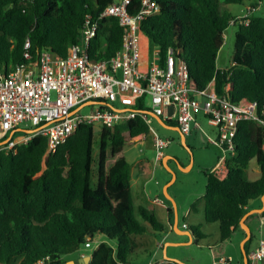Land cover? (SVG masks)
Instances as JSON below:
<instances>
[{"label":"trees","instance_id":"obj_1","mask_svg":"<svg viewBox=\"0 0 264 264\" xmlns=\"http://www.w3.org/2000/svg\"><path fill=\"white\" fill-rule=\"evenodd\" d=\"M120 1L0 0V68L7 73L23 64L25 52L31 54V62L44 50L69 56L71 47L81 41L85 19L97 18ZM245 1L250 0H156L159 12L141 25L162 60L170 47L180 50L192 92L214 81L219 95L230 84L233 102L257 104L259 121L243 120L238 125L227 177L219 180L205 173L204 218L218 225L220 235L217 246L209 248L212 263L222 260V244L241 228L249 204L264 197V16L255 15L261 0L251 5L255 11L248 22L236 25L232 65L217 67L224 33L236 19L225 5ZM133 5L129 10L137 12L139 0ZM122 37L116 18L100 20L86 50L89 59H111L121 49ZM133 109L148 111L142 100ZM150 134L143 118L136 116L114 128H102L97 143L93 125L80 124L45 161L48 140L44 136L18 145L16 153L0 152V264H67L63 256L96 241L89 264H131L132 235L165 231L155 213L143 206L137 207V213L149 227L136 218L131 165L123 153L128 138ZM251 169L260 171L257 178L248 177ZM193 209L197 210L196 203ZM167 215L171 223V208ZM187 230L196 244L207 238L199 227Z\"/></svg>","mask_w":264,"mask_h":264},{"label":"built area","instance_id":"obj_2","mask_svg":"<svg viewBox=\"0 0 264 264\" xmlns=\"http://www.w3.org/2000/svg\"><path fill=\"white\" fill-rule=\"evenodd\" d=\"M133 1L112 3L97 18L87 17L81 41L71 47L69 56L44 50L31 62V54L25 52L23 64L7 73L0 68V152L16 153L18 145L44 136L48 140L45 161L75 134L80 124H91L94 130L98 126L101 131L140 116L150 127L151 115L133 109L142 100L149 112L164 122H175L184 136L199 128L198 116H203L217 131L215 138L208 136V143L221 152L210 174L219 180L227 177V156L235 154L238 125L243 120L259 121L257 104L246 100L233 102L229 96L230 84L224 88V94L219 95L214 81L204 90L192 92L188 88V66L180 58V50L172 47L164 60L159 48L153 47L146 68H141L144 34L141 25L156 15L159 7L156 0H139L137 12H131ZM254 11L247 8L230 26L246 24ZM107 17L116 18L123 28L121 49L109 60L91 61L86 50L100 20ZM25 48H30L29 41ZM147 97L151 107L146 105ZM86 108L90 111L84 112ZM24 123H30L31 128L22 130ZM169 144V140L155 137L159 162L164 158L163 149ZM155 203L163 205L159 199ZM91 247L92 244L87 243L85 248ZM263 261L264 236L258 247L248 253L247 264Z\"/></svg>","mask_w":264,"mask_h":264},{"label":"rangeland","instance_id":"obj_3","mask_svg":"<svg viewBox=\"0 0 264 264\" xmlns=\"http://www.w3.org/2000/svg\"><path fill=\"white\" fill-rule=\"evenodd\" d=\"M255 2L257 0L245 1L240 5H225V7L234 17H239L245 14L247 8L251 7ZM257 7L258 10L255 15L264 16V0L258 2ZM236 32V26H229L224 33V44L217 58V67L219 69H226L233 63ZM146 105L151 107V100L148 97L146 98ZM94 108H97V106ZM83 111L89 112L90 109L86 108ZM150 119L152 126L159 124L152 116H150ZM199 123L201 124V128L199 127L192 131L191 135L185 136L184 141L182 140V135L173 126L167 128L159 124L162 129L158 137L162 140L170 141L168 147L164 148L163 151L171 159L166 164L164 161L158 164L154 172V179L146 184L145 187L148 191L146 203L153 204L156 198H159L167 207L171 208L173 211L172 228L167 223V212L163 211V209H158L155 215H157L158 221L164 225L165 231L152 232L142 237L132 235L131 245L133 252L130 254L131 264H153L159 260H176L183 264H212L209 245L215 247L218 244V225L206 223L202 208L199 211H194L193 205L196 203L197 208H199V205H202V196L207 184L205 173H209L215 164H217L221 153L217 147L209 145L207 141L208 136L215 138V129L209 126L203 118H199ZM30 128V123L21 125L22 130ZM94 133L97 143L100 133L98 126L95 128ZM131 144L124 145L125 154L128 159L133 160L139 155L148 159L151 164L155 163L157 157L155 151L149 150L144 145L140 146L138 142L135 148ZM140 149H142V153H140ZM97 156L98 146L95 145V159H97ZM227 157L228 159L230 158V156ZM94 170L95 174H97V164H94ZM249 175L252 177V172ZM144 183L145 180L142 181V187ZM139 203L137 200L134 210L135 216L142 225L149 227L137 213ZM184 223L199 227L207 238L196 244L190 235L191 233L185 228ZM258 224L259 220L257 219L256 226ZM239 230H241V233L237 237V240L225 246V256L232 255L235 259V264H244V253L256 246L259 239V229L255 228L251 230L252 238L248 242L246 250L241 244V241L246 238V236L244 238L242 235L244 230L243 228H239ZM157 243L163 244V247H159ZM98 244L99 241L93 242L91 248H81L79 251L63 256V260H74L77 262L80 253L91 254Z\"/></svg>","mask_w":264,"mask_h":264},{"label":"crops","instance_id":"obj_4","mask_svg":"<svg viewBox=\"0 0 264 264\" xmlns=\"http://www.w3.org/2000/svg\"><path fill=\"white\" fill-rule=\"evenodd\" d=\"M152 48L153 47L150 44L149 38L145 34H143L142 40H141V50H142V57H141V62H140V67L141 68H144V69L146 68L149 51H151ZM115 105L116 106H119V103H116ZM199 118H203L206 121V119L203 116H198V121H199ZM158 123L161 124L159 121H158ZM169 123L170 124H168L167 122H164V124H161V125L166 126L167 128H170V126H173L182 135V140L184 141L185 136L181 133L178 125L175 122H169ZM159 124H156L154 126H152L150 124V127H149L150 130H151V134L150 135H147V136L142 135V136H139V137L134 138V139L128 138V140L126 141L125 144H128V143L131 144L132 143L131 145L133 146V148H135L137 146L136 143L138 142V144L140 146L144 145L149 150L152 149L153 151L156 152V149H155V146H154V139H155V137H158V134H159V132L162 129ZM199 125H200L199 127L201 128V124L200 123H199ZM215 135H217L216 129H215ZM141 140H143V141L142 142H139ZM128 141H131V142H128ZM207 141H208V138H207ZM123 153H124L127 161L131 165L130 176H131V188H132V195H133L134 205L136 204V201L138 200L140 203H139V205L137 207L143 206V207L147 208L149 211L154 212L155 214H157V212H158L157 210L158 209H163V211H165V212L168 213L169 207H167L164 203H163V205L162 204H156V203H153L154 205L153 204H147L146 203L147 198H148L147 197L148 196V191L146 190V187L145 186H146V184L149 181H151V180L154 179V176H155V173L154 172H155V169L158 167V164L162 163L163 161L165 163H167V161H169V159H171V157L170 156H166V154L163 151L164 158L159 162L158 159H157V157H156L155 163L151 164L148 159H145L143 156L140 157L139 155L137 156V158H135L133 160L128 159V157L125 154V148L124 147H123ZM140 153H142V149H140ZM216 165L217 164H215V166ZM215 166L213 168H215ZM213 168H212V170H213ZM251 172H252V177L249 175V173H251ZM259 173H260V171L258 169H251V170H249L247 172V175H248V177L250 179H255V178H257V176L259 175ZM143 180H145V183L143 184V187H142L141 184H142V181ZM206 180H207V178H206ZM204 193H203V196H204ZM203 196H202V200H203ZM156 199H159V198H156ZM198 207L199 208H197L196 211H199L202 208V210L204 212V200L202 202V205H199ZM262 208H264V200H263V197L260 198V199H258V200H255V201L251 202L250 205L246 208V215L247 216H246V218L244 219L243 222L248 227V229L250 228L249 229L250 236H251V230L252 229H255V228H258L259 229V239H258V242H257V244H256L255 247H253L252 249H250L248 251V253L258 247V244H259L260 239L264 236V218L262 217V213L255 212V210H259V209H262ZM257 219L259 220L258 226H256ZM167 223H168L169 227L172 228V224L169 222L168 218H167ZM184 226H185L186 229H188V227L190 225L188 223H184ZM241 228H243V230H244V233H242L243 237L245 238V236H246L245 240H242L241 241V244L244 246L246 240H248L250 238V236H249V238H247V231L245 230L244 227H242V225H241ZM240 233H241V230H239V228L236 229V231L234 232V234L232 235V237L229 240H227L226 242H224L222 244V250H221L222 260L219 261V264H235L234 263L235 262V259H234V257L232 255H229L228 257L225 256V246L228 243H232L233 241H236L237 240V237L240 235ZM142 236H144V235H139V237H142ZM219 238H220V235L218 233V241H217V243H219ZM157 245L159 247L161 246V248L163 247V244H161V243H157ZM210 247H211V245H209V248ZM246 255H248V254H246ZM88 256H90V255L89 254H86L85 252H82V253H80L77 262L74 261V260H72V261L67 260L66 263L68 264L69 262H74V264H79L80 260L82 261V263H84L86 261L85 258L88 257ZM166 262L167 261H165V260H159L158 262L153 263V264L166 263ZM261 264H264V261Z\"/></svg>","mask_w":264,"mask_h":264},{"label":"water","instance_id":"obj_5","mask_svg":"<svg viewBox=\"0 0 264 264\" xmlns=\"http://www.w3.org/2000/svg\"><path fill=\"white\" fill-rule=\"evenodd\" d=\"M146 113H148V114H150L151 116H153L155 119H157L161 124H164V122L162 121V119L159 117V116H157V115H155L154 113H152V112H149V111H147ZM165 163V162H164ZM166 164V163H165ZM167 197L170 199V197L167 195ZM171 200V199H170ZM263 200H264V197H263ZM264 211V208H262V209H259V210H255V212H257V213H262ZM246 216L247 215H245L244 216V218H243V220H242V222H241V225H242V227H244L245 228V230L247 231V238H249V236H250V231H249V229H248V227L244 224V219L246 218ZM190 234V233H189ZM191 235V234H190ZM244 256H245V259H244V264H247V255L244 253ZM86 259V261L84 262V263H82V261L80 260V262H79V264H89L90 263V261H91V256H88V257H86L85 258ZM170 261V260H169ZM173 262H175V263H177V264H183V263H181V262H179V261H173ZM68 264H74V262H69Z\"/></svg>","mask_w":264,"mask_h":264}]
</instances>
